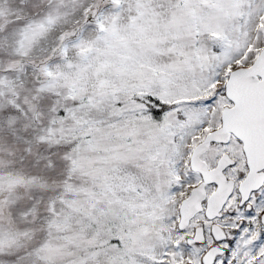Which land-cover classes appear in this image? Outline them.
<instances>
[{
    "label": "snow or ice",
    "instance_id": "1",
    "mask_svg": "<svg viewBox=\"0 0 264 264\" xmlns=\"http://www.w3.org/2000/svg\"><path fill=\"white\" fill-rule=\"evenodd\" d=\"M0 264H264V0H0Z\"/></svg>",
    "mask_w": 264,
    "mask_h": 264
}]
</instances>
